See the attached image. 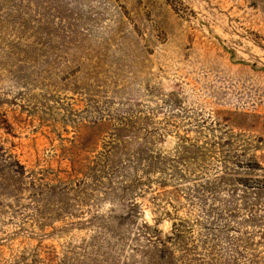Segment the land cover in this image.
<instances>
[{
  "label": "rangeland",
  "instance_id": "rangeland-1",
  "mask_svg": "<svg viewBox=\"0 0 264 264\" xmlns=\"http://www.w3.org/2000/svg\"><path fill=\"white\" fill-rule=\"evenodd\" d=\"M0 264H264V0H0Z\"/></svg>",
  "mask_w": 264,
  "mask_h": 264
}]
</instances>
